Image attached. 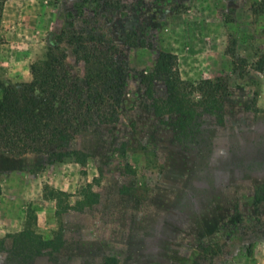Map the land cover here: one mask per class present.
<instances>
[{"label":"rangeland","instance_id":"obj_1","mask_svg":"<svg viewBox=\"0 0 264 264\" xmlns=\"http://www.w3.org/2000/svg\"><path fill=\"white\" fill-rule=\"evenodd\" d=\"M260 1L7 0L0 81H30L51 34L69 30L116 53L108 93L121 107L115 123L71 143L89 155L86 166L0 152V264H264V73L253 68L264 54ZM127 34L141 46H127ZM64 48L84 84L88 65ZM161 53L177 56L187 82L230 76L224 112L205 114L194 94L193 117L157 115L153 98L167 96L154 74ZM89 184L91 203L78 204ZM46 188L68 193L66 208ZM24 231L55 244L40 255L14 248ZM210 244L206 255L200 247Z\"/></svg>","mask_w":264,"mask_h":264},{"label":"trees","instance_id":"obj_2","mask_svg":"<svg viewBox=\"0 0 264 264\" xmlns=\"http://www.w3.org/2000/svg\"><path fill=\"white\" fill-rule=\"evenodd\" d=\"M6 2L0 0V23ZM255 12L264 13V0L256 4ZM90 40L96 41L95 37ZM90 40L83 34L69 30L52 33L46 57L30 66V81H0L1 153L17 156L38 153L48 156L52 163L71 161L80 166L87 165L89 155L71 148V143L91 127L115 123L121 107V98L108 93L113 89L111 82L118 79L114 64L116 53L104 56L99 46L90 45ZM125 44L129 47L141 46L132 34L126 35ZM64 45L72 47L76 58L88 65L84 84L67 63L68 53ZM112 48L119 52L115 45ZM253 66L255 71L264 73V54ZM154 74L163 81L167 94L165 98H153L155 113L159 116L183 112L193 117L196 112L192 108L194 94H198V105L205 114L219 116L224 112L225 100L232 93L230 76L207 78L197 83L183 80L177 56L170 53L160 54ZM45 194L47 198L57 201L58 210L66 208L63 203L70 196L68 193L46 188ZM80 196L84 200L78 204L89 205L92 185L85 187ZM54 244L31 231L14 237V248L26 249L33 255L42 254L43 250ZM200 249L207 255L213 245ZM208 260L212 262L213 258Z\"/></svg>","mask_w":264,"mask_h":264}]
</instances>
